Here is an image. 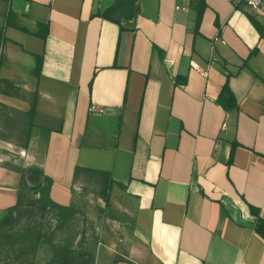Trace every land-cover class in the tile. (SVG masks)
<instances>
[{
  "label": "crops",
  "instance_id": "crops-1",
  "mask_svg": "<svg viewBox=\"0 0 264 264\" xmlns=\"http://www.w3.org/2000/svg\"><path fill=\"white\" fill-rule=\"evenodd\" d=\"M115 1L0 0V221L45 177L69 206L80 167L134 222L93 264H264V16L204 0L196 33L199 0Z\"/></svg>",
  "mask_w": 264,
  "mask_h": 264
},
{
  "label": "rangeland",
  "instance_id": "rangeland-1",
  "mask_svg": "<svg viewBox=\"0 0 264 264\" xmlns=\"http://www.w3.org/2000/svg\"><path fill=\"white\" fill-rule=\"evenodd\" d=\"M94 176L73 181L75 213L59 218L55 207L39 208L28 203L14 209L0 226V264H57L53 248L62 247L77 261L88 252L125 250L134 222L123 199L112 189L105 199L103 186ZM33 191H28L31 198ZM112 253V254H113ZM114 264H122L114 260Z\"/></svg>",
  "mask_w": 264,
  "mask_h": 264
},
{
  "label": "trees",
  "instance_id": "trees-1",
  "mask_svg": "<svg viewBox=\"0 0 264 264\" xmlns=\"http://www.w3.org/2000/svg\"><path fill=\"white\" fill-rule=\"evenodd\" d=\"M134 3L135 0H116L112 6H110L108 9L105 10L103 15L115 22H119L120 18L122 17L129 18L132 16L131 8L134 5ZM196 7H197V17H196L194 32L197 33L201 21L202 13L205 7V1L199 0ZM250 19H252L253 21V18L251 16ZM40 65L41 62L39 61L38 68H40ZM228 92L229 91L227 85H224L220 93L219 101L223 105L224 109L230 111L231 109L235 108L236 105L234 100H231V96H229L228 99L226 97V100H230L228 101L230 103L225 102L224 98L225 95L228 94ZM28 115L31 119H33L35 115V104H33V107ZM80 172H86L87 174L90 175L97 174L98 176L97 178L99 180L98 182H100V184L103 186L102 191L105 192V199L108 200V192L113 182L107 180L102 172L87 170L80 167H75V172H74L75 179L79 177ZM43 180L44 181L42 184H40L35 188L30 189L31 191L34 192V195L31 198L27 196V192L30 190L20 193L16 205L8 210L7 215L4 216V218H2V220L0 221V226L6 221L8 215L24 202L30 205L37 206L39 208H46L49 206L55 207L59 210V218L63 220L67 219L68 217H71L75 213L76 209L72 204H70L69 206H63L57 204L50 198V187L52 185V179L49 177H45ZM252 211L254 212V214L256 213L255 209L253 208ZM254 231L258 236H260L264 240V220L259 216H257L256 221L254 223ZM53 250H54V256L57 259V264H93L95 260V252H94L95 250H91L90 252H88L87 259L84 261H77L65 250V248L55 246Z\"/></svg>",
  "mask_w": 264,
  "mask_h": 264
},
{
  "label": "built area",
  "instance_id": "built-area-1",
  "mask_svg": "<svg viewBox=\"0 0 264 264\" xmlns=\"http://www.w3.org/2000/svg\"><path fill=\"white\" fill-rule=\"evenodd\" d=\"M238 4H242L250 8L258 15L264 16V0H237ZM217 39V38H216ZM193 68H198L196 64L192 63ZM89 111L95 114L102 113V109L97 106H90Z\"/></svg>",
  "mask_w": 264,
  "mask_h": 264
}]
</instances>
